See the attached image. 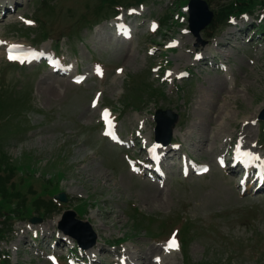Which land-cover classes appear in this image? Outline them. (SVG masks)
Wrapping results in <instances>:
<instances>
[{"label":"rangeland","instance_id":"rangeland-1","mask_svg":"<svg viewBox=\"0 0 264 264\" xmlns=\"http://www.w3.org/2000/svg\"><path fill=\"white\" fill-rule=\"evenodd\" d=\"M143 1L137 9L143 12L139 23L155 20L161 24L164 17L173 15L170 26L161 24L160 35L139 37L127 46L111 44L99 0H28L0 22V39L30 44L36 32L23 29L18 18L34 15L36 20L43 19L50 37L60 40L64 58L76 57L72 64L79 66V74H90L92 63H101L105 70L102 81L93 79L76 87L56 80L42 68L9 66L0 51V120L11 117L0 123V160L5 158L0 168V183L5 188L1 193L6 201L21 195L10 199L5 208L16 211L31 198L30 189L26 193L22 187L24 177L33 180L29 187L37 181L33 190L39 194L46 189L42 200H49L53 189L68 200L56 205L55 211L47 208V213L54 212L38 225L13 223L17 234L8 247L0 245L9 252V264H50L41 252L53 255V251L64 264L66 250L60 248L57 223L66 211L76 213V220L88 223L96 235L93 254L97 264L116 263L115 255L129 256L140 264H154L153 257H160L155 264H264V195H239L236 175H225L214 165L221 146L224 152L230 139L244 133L249 143L262 141L256 123L264 112V45L247 46L248 28L239 32L246 27L239 21L237 29L212 23L199 32V39L188 31L182 34L188 29L189 2H205L215 20L217 7L211 0H186L173 14L164 0ZM254 15L264 17V9L257 6ZM89 20L99 25L97 35L84 26ZM195 20L199 24L201 17ZM208 36L215 39L208 40ZM174 41L178 50L170 51ZM213 47L217 54L209 57L215 56L227 73L207 63L194 66L195 49ZM149 50L153 57L147 55ZM165 62L170 64L165 66ZM159 65L176 75L188 70L192 74L187 81L166 87L151 74V68ZM95 94H102L103 105L119 115L123 138L134 134L138 122L144 123V137H153L151 119L156 110L176 114L173 143L197 162L210 165L211 172L200 179L183 180L174 157L163 188L133 176L123 153L132 158L139 150L122 151L103 141L98 114L89 108ZM179 218L185 227L183 251L166 254L165 240L183 227ZM122 237L130 241L115 247L114 242Z\"/></svg>","mask_w":264,"mask_h":264},{"label":"water","instance_id":"water-1","mask_svg":"<svg viewBox=\"0 0 264 264\" xmlns=\"http://www.w3.org/2000/svg\"><path fill=\"white\" fill-rule=\"evenodd\" d=\"M192 2V1H191ZM190 10V19H189V27L191 32L195 37H198L199 32L204 30L211 22L212 14L208 11V8L204 2L194 1L189 5ZM200 10V11H199ZM199 11V12H198ZM196 16L201 17V21L199 24H196ZM161 117L167 118L166 125V134L167 136L171 135V129L177 121L176 116L171 115L169 112L163 113ZM261 120H264V112L260 116ZM160 121V120H159ZM56 200L61 203H65L66 199L64 195H59L55 197ZM34 221V220H33ZM60 229L64 232V234L71 236L79 246L85 247L86 249L92 248L95 245L96 236L92 232L88 223H82L75 220V214H65L63 220L60 224ZM88 237L89 241L87 245L83 246V237Z\"/></svg>","mask_w":264,"mask_h":264},{"label":"trees","instance_id":"trees-1","mask_svg":"<svg viewBox=\"0 0 264 264\" xmlns=\"http://www.w3.org/2000/svg\"><path fill=\"white\" fill-rule=\"evenodd\" d=\"M179 1H186V0H179ZM209 1V0H208ZM213 4L216 5L217 7V13L215 15V22L217 24H223L227 18L228 15H231L233 17H238L241 14H252L253 12H255L256 7L260 6L261 8L264 9V0H211ZM183 3V2H182ZM3 161H5V158L1 157L0 160V168L3 165ZM23 182V181H22ZM13 184H11L12 186ZM23 187L29 188V183L22 184ZM17 186H14V189H16ZM2 191H5V188L3 187V185H1L0 183V218H5V220L7 222H9L13 217H21L19 215V211L22 213V216H26V217H30L31 214L33 213L31 211V204L33 203V201H31V204L29 206H27L26 201H24V205L21 203V206H17V210H11L9 208L11 202H9L10 199H20L21 195L19 196H12L8 201H6V198H4V196L2 195ZM20 194V192H19ZM6 205H9L5 208ZM33 209H35L36 211L39 210V206L38 203H36L34 206L32 204ZM3 208L6 210V213L2 212ZM6 230L4 228L0 229V241L3 240L6 237Z\"/></svg>","mask_w":264,"mask_h":264},{"label":"snow or ice","instance_id":"snow-or-ice-1","mask_svg":"<svg viewBox=\"0 0 264 264\" xmlns=\"http://www.w3.org/2000/svg\"><path fill=\"white\" fill-rule=\"evenodd\" d=\"M107 115V114H106ZM176 244L175 241L173 240L170 244H169V248H176Z\"/></svg>","mask_w":264,"mask_h":264}]
</instances>
